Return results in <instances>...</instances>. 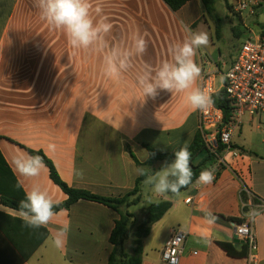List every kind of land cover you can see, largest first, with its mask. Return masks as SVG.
Wrapping results in <instances>:
<instances>
[{"label":"crops","instance_id":"crops-1","mask_svg":"<svg viewBox=\"0 0 264 264\" xmlns=\"http://www.w3.org/2000/svg\"><path fill=\"white\" fill-rule=\"evenodd\" d=\"M91 3L93 14L99 4L113 25L110 44L130 46L137 32L148 41L146 53L133 58V67L120 81L103 75L99 55L74 52L62 32L51 31L39 19L33 0H0V264H108L113 250L109 237L119 218L106 206L82 200L57 212L46 227H26L17 209L2 204V198L19 202L33 184L48 189L60 204L68 196L46 166L38 177L19 175L13 156L41 151L70 187L123 196L139 176L129 151L144 163V145L169 153L185 143L189 147L199 132L198 112L185 94L158 90L155 98H143L137 73L170 59V45L182 41L187 29L202 31L209 43L196 57L202 69L197 86L209 75L220 91L240 50L231 56L219 49L225 38L238 36L236 23L229 20L232 33L226 35L221 20L217 38L201 0L177 11L163 0ZM262 15L264 7L254 17L234 16L242 22L246 40L251 33L264 35ZM246 120L255 127V117ZM231 145L238 156L222 153L225 165L211 183L197 180L171 198L156 196L143 185L140 203L146 191V200H170L172 207L143 240L142 264H165L162 251L176 230L188 233L180 264H249L247 245L236 238L233 220L244 221L250 214L258 244L256 264H264V154L253 150L252 137H232ZM161 165L156 162L155 171ZM65 223L70 225L66 244L57 249L51 236Z\"/></svg>","mask_w":264,"mask_h":264},{"label":"clouds","instance_id":"clouds-1","mask_svg":"<svg viewBox=\"0 0 264 264\" xmlns=\"http://www.w3.org/2000/svg\"><path fill=\"white\" fill-rule=\"evenodd\" d=\"M33 7L38 10L39 19L51 31H59L65 35L74 52L99 55L102 73L108 79L120 81L133 67V58L142 56L147 51L148 41L145 35L138 32L132 35L130 46L110 44L107 37L112 32L113 25L108 16L102 14L103 9L99 4L95 6V15L93 14L91 0H33ZM187 31L189 34L182 41L170 45V59L155 67L145 65L137 73L136 85L143 98H155L158 90L183 93L193 110L204 111L212 100L206 91L197 86L202 69L196 62V57L198 50L208 45L209 37L206 32L191 29ZM49 149L54 150L55 146L50 144ZM174 157L171 163L165 162L158 171L153 172L149 168L137 170L138 175L144 177L143 184L152 194L167 198L169 193L177 195L192 182L191 153L187 143L174 152ZM12 164L16 172L26 178L38 177L45 167L39 155L22 153L12 157ZM213 179L214 170L205 169L201 171L198 182L208 184ZM60 203L48 189L33 184L25 192V198L15 211L26 227L39 229L52 223ZM69 230L70 225L67 223L57 228L51 236V243L55 248H64Z\"/></svg>","mask_w":264,"mask_h":264},{"label":"built area","instance_id":"built-area-1","mask_svg":"<svg viewBox=\"0 0 264 264\" xmlns=\"http://www.w3.org/2000/svg\"><path fill=\"white\" fill-rule=\"evenodd\" d=\"M263 7L264 0H237L232 10L240 16L254 17ZM200 88L210 95L211 100L218 92L209 75L202 78ZM222 89L233 107L230 120L224 122L223 110L212 100L207 110H197L198 129L208 153L216 155L220 142L226 147L223 153L237 157L239 153L231 148V140L242 125L243 118L264 115V35L251 33L245 40L235 61L224 75ZM224 165V158L218 157L217 162L209 169L214 170L213 180L217 179ZM191 201L189 198L186 202L189 204ZM234 227L236 238L247 245L249 264H256L258 244L254 233V216L248 215L241 223H234ZM187 236L188 233L183 230L173 232L162 251V261L165 264H180Z\"/></svg>","mask_w":264,"mask_h":264},{"label":"trees","instance_id":"trees-1","mask_svg":"<svg viewBox=\"0 0 264 264\" xmlns=\"http://www.w3.org/2000/svg\"><path fill=\"white\" fill-rule=\"evenodd\" d=\"M173 11L179 10L187 2L191 0H163ZM204 4L206 16L211 22L214 23L216 37L219 38L222 31L221 18L216 12V1L217 0H201ZM228 10H232V6L227 0H224ZM258 13V12H257ZM213 103L221 108L224 113V122L227 123L231 116L233 107L229 99L226 96L225 90L218 91L212 97ZM144 148L148 152V159L141 163L135 154L129 151V154L134 161L135 165L139 168H149L155 172V163L161 162L162 165L165 162L171 163L174 160V152L161 153L158 152L150 145H144ZM225 146L218 142V148L216 155L208 153L207 156L202 160L198 166L193 165L194 158L201 153L203 150H207L202 139V135L198 132L194 138L193 143L189 146L191 153L190 166L193 169L192 182L182 188L180 193L187 190L192 184H194L201 173L205 169H210L217 162L218 157L221 158L222 153L225 150ZM231 148H234L231 146ZM237 148V147H236ZM244 151L243 149H241ZM31 155H39L42 157L44 165L48 167L51 180L60 187V189L67 194L68 199L66 202L59 205L56 212L61 210H69L74 204L79 201H90L106 206L115 211L119 218L115 221L114 227L110 233L109 242L113 247V250L109 256L108 264H142L143 257V240L150 234L151 228L154 224L160 221L163 216L171 209L172 202L170 200H159L151 203L145 210V217L143 220L138 221L135 214L130 211L134 206H137L142 199L143 193V180L144 177L138 176L135 180L133 189L123 196L118 197H107L97 194H93L90 191L83 189H75L66 184L60 177L54 163L41 151L29 150ZM162 165L158 170L161 169ZM6 173L8 171L6 170ZM175 195L169 193L168 197H174ZM25 198L22 194L21 200ZM2 204L19 209L20 201H14L7 197L1 199ZM234 223H241L242 221L233 220ZM129 240H132L131 252H125V246Z\"/></svg>","mask_w":264,"mask_h":264},{"label":"rangeland","instance_id":"rangeland-1","mask_svg":"<svg viewBox=\"0 0 264 264\" xmlns=\"http://www.w3.org/2000/svg\"><path fill=\"white\" fill-rule=\"evenodd\" d=\"M227 1L228 3L230 2V0ZM231 1L235 2L236 4V0H231ZM216 12L217 15L221 18L223 25L225 26L226 35L227 34L231 35L232 33V30H230L231 26L228 23L229 20H233L236 23L235 31L238 33V36L236 38L227 37L225 38V40H223L218 44L219 49H221L223 53L228 52L231 56H234V54L241 48L242 44L246 40V36L244 33L245 29L243 27V24L239 18L234 16H239L243 18H247L249 16L246 17L240 16L237 13H235L233 10H228L224 0L216 1ZM261 19H264V15L261 16ZM255 118L257 119V122L254 128L248 125L246 117L243 118L242 125L240 126L239 130L236 132V134L233 137H252V144L254 146L253 150H255V152H257L258 154H264V115H257L255 116ZM240 129H242V133L240 132ZM144 194H145L144 196L145 200L139 205L134 206L130 209L131 212L135 214L138 221L144 219L145 210L151 203L155 201H159V199H155L154 201H151V203H149V200H146L147 199L146 191L144 192ZM131 247H132V240H129L125 246V252L130 253Z\"/></svg>","mask_w":264,"mask_h":264},{"label":"water","instance_id":"water-1","mask_svg":"<svg viewBox=\"0 0 264 264\" xmlns=\"http://www.w3.org/2000/svg\"><path fill=\"white\" fill-rule=\"evenodd\" d=\"M208 150H203L201 153H199L193 160V165L198 166L202 160L207 156Z\"/></svg>","mask_w":264,"mask_h":264}]
</instances>
